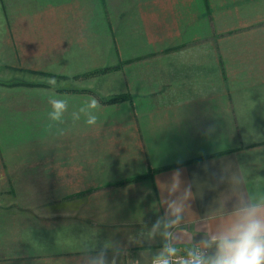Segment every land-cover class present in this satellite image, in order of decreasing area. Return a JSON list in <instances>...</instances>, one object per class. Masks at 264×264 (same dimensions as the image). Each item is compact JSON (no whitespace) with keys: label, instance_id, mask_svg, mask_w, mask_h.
I'll return each mask as SVG.
<instances>
[{"label":"crops","instance_id":"obj_1","mask_svg":"<svg viewBox=\"0 0 264 264\" xmlns=\"http://www.w3.org/2000/svg\"><path fill=\"white\" fill-rule=\"evenodd\" d=\"M1 75L0 264H82L108 242L150 264L163 238L129 237L164 215L177 168L179 249L264 197V0H0ZM53 95L68 111L50 128ZM90 97L97 124L73 122Z\"/></svg>","mask_w":264,"mask_h":264},{"label":"clouds","instance_id":"obj_2","mask_svg":"<svg viewBox=\"0 0 264 264\" xmlns=\"http://www.w3.org/2000/svg\"><path fill=\"white\" fill-rule=\"evenodd\" d=\"M47 83L54 89L57 81L49 78ZM51 111L48 113L49 125L64 123V114L68 111V101L55 95L49 98ZM101 108L95 97H90L86 106L71 113L72 121L77 122L83 114L88 126H95L98 121L96 112ZM59 135H64V129L57 128ZM222 180V178H221ZM161 188V202L166 205L164 215L159 217L150 231H141L138 238L129 237L131 243L140 245L143 239L154 240L161 236L164 243L160 250L151 257L150 264H264V197L238 201L233 209L223 216L206 238L194 241L187 250V255H179L180 249L173 243L179 240V235L171 231L185 220V211L190 207L192 184L182 180V169L173 170L165 180H157ZM148 189L147 192H150ZM114 249L111 260L107 251ZM127 246L108 242L95 256H86L82 264H117V257L126 252ZM132 264H141L139 259Z\"/></svg>","mask_w":264,"mask_h":264},{"label":"trees","instance_id":"obj_3","mask_svg":"<svg viewBox=\"0 0 264 264\" xmlns=\"http://www.w3.org/2000/svg\"><path fill=\"white\" fill-rule=\"evenodd\" d=\"M115 68H118V66H113V67H107V68L93 70L92 72H89V74H97V73L105 72V71H108V70H111V69H115ZM85 75H88V74H85ZM125 98H126V95H115V96H112L110 98L105 99V102H107V103H116V102H119V101H121V100H123Z\"/></svg>","mask_w":264,"mask_h":264},{"label":"rangeland","instance_id":"obj_4","mask_svg":"<svg viewBox=\"0 0 264 264\" xmlns=\"http://www.w3.org/2000/svg\"><path fill=\"white\" fill-rule=\"evenodd\" d=\"M1 78L6 79L7 76H5V75H1V76H0V84L4 86V84H2L4 80H2ZM34 84H35V83H33V82H23V83H22V85H24V86H32V85H34ZM10 85H12V83H11V84H6V86H10ZM6 86H4V87L7 89ZM21 88H22V87H21ZM1 182H2V181H1Z\"/></svg>","mask_w":264,"mask_h":264},{"label":"built area","instance_id":"obj_5","mask_svg":"<svg viewBox=\"0 0 264 264\" xmlns=\"http://www.w3.org/2000/svg\"><path fill=\"white\" fill-rule=\"evenodd\" d=\"M189 248H183V249H180V252L178 253L179 255H184V256H186L187 255V250H188Z\"/></svg>","mask_w":264,"mask_h":264}]
</instances>
